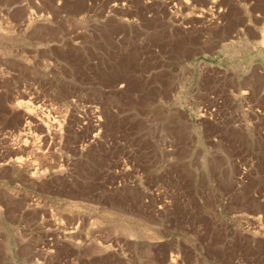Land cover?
Instances as JSON below:
<instances>
[{
  "label": "rangeland",
  "instance_id": "rangeland-1",
  "mask_svg": "<svg viewBox=\"0 0 264 264\" xmlns=\"http://www.w3.org/2000/svg\"><path fill=\"white\" fill-rule=\"evenodd\" d=\"M263 37L264 0H0V264H264Z\"/></svg>",
  "mask_w": 264,
  "mask_h": 264
},
{
  "label": "bare ground",
  "instance_id": "bare-ground-1",
  "mask_svg": "<svg viewBox=\"0 0 264 264\" xmlns=\"http://www.w3.org/2000/svg\"><path fill=\"white\" fill-rule=\"evenodd\" d=\"M260 44H262V45L264 44V37L261 39ZM263 46H264V45H263ZM26 103H27V102H26ZM28 114H29V112H28ZM29 115H30V114H29ZM47 128L49 129V128H51V126H48ZM28 143H29V142H28ZM27 145H28V144H27ZM16 161H20V160H16Z\"/></svg>",
  "mask_w": 264,
  "mask_h": 264
}]
</instances>
